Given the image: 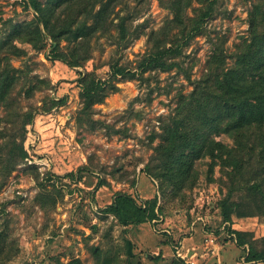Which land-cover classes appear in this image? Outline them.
I'll return each mask as SVG.
<instances>
[{"label":"rangeland","instance_id":"obj_1","mask_svg":"<svg viewBox=\"0 0 264 264\" xmlns=\"http://www.w3.org/2000/svg\"><path fill=\"white\" fill-rule=\"evenodd\" d=\"M165 1L119 0L89 36L85 46L90 55L77 66L46 57L50 38L41 50L17 40L15 53L0 47L14 66L31 69L28 77L35 74L49 81L25 99L20 77L15 91H21L23 109L40 105L47 96L65 98L49 111L28 113L30 120L10 134L4 147L13 169L0 188V264H264V259L245 258L250 247H264L261 196L240 185L252 182L248 168L238 171L205 155L195 161L194 182L179 193L170 187L162 191L159 180L144 170L152 146L160 140V126L179 94L187 93L191 80L206 70L215 46L222 47L227 64L234 62L248 33L254 0H214L212 13L201 19L208 1L190 0L185 7L188 27L196 25L200 32L180 52L167 51L181 68L114 77L117 88L93 105L96 122L81 111L85 79L109 78L110 64L116 61L134 69L155 43L181 41ZM123 14L124 35L119 27ZM34 15L28 0H0V39ZM74 42L61 39L60 45L69 49ZM211 136L233 144L227 134ZM71 171L73 177L67 174ZM98 180L102 184L95 186ZM119 192L141 205L152 197L155 217L129 225L119 222L107 210ZM224 197L238 204L223 215Z\"/></svg>","mask_w":264,"mask_h":264},{"label":"trees","instance_id":"obj_2","mask_svg":"<svg viewBox=\"0 0 264 264\" xmlns=\"http://www.w3.org/2000/svg\"><path fill=\"white\" fill-rule=\"evenodd\" d=\"M206 1L208 2L202 9L201 16L199 14L200 19L209 16L213 11L214 0ZM28 2L35 11L34 18L13 25L11 33L0 39V47H5L6 52L15 53L12 45L17 40L30 44L35 50H41L46 45V39L50 38L46 57L59 59L69 66H77L90 55V48L85 46L89 36L100 29L101 21L119 0ZM189 2L190 0H166L164 5L172 12L170 22L178 26L181 41L175 39L169 45H166L167 41L162 44L155 43L151 50L141 57L134 69L116 61L110 64L109 78L85 79L84 83H81V111L92 123L97 120L92 118L94 103L101 102L109 92L117 88L113 83L114 77H132L148 69L181 68L180 62L167 51L172 49L180 52L182 45L200 32L196 25L188 27L190 23L187 22L189 17L185 15V7ZM87 3L90 4L87 6ZM97 3L98 7L94 9ZM65 10L62 17L61 14ZM89 18H92L91 22L87 23ZM119 19L120 31L124 35L126 15H121ZM247 23L248 33L235 53L234 62L227 64L222 47L215 46L206 60V70L200 77L191 80L192 88L187 93L179 94L173 111L160 126V140L152 146V153L144 170L159 180L162 191L170 187L173 193H179L184 186L194 182V164L198 158L205 155L218 157L221 161L232 164L238 171L248 168V172L252 174V182H243L240 185L244 184L243 187L261 196L264 214V178L261 177L264 170V0L252 1ZM61 39L75 42L69 49H65L60 45ZM81 45H84V49L79 53ZM0 63L1 188L13 169L12 164L6 160L4 151L10 134L30 120L26 116L28 113L49 111L52 107L64 103L65 98L47 96L40 105L30 104L27 110L23 109L19 97L21 91H15L20 77L24 78L22 91L25 99L32 97L35 91L42 90L49 81L35 74L28 77L31 69L27 65L14 66L10 62V55L2 54L1 49ZM187 76L190 79L189 75ZM220 133L230 136L233 144L229 146L211 136ZM253 159L254 163H251ZM67 174L71 177L75 175L72 171ZM232 176L234 174H231ZM101 182L98 180L95 186H99ZM237 204H230L228 198L224 197L221 201L223 215L226 209ZM153 208L154 200H145L143 206L130 194L121 192L117 193L107 206V210L114 212L118 221L125 225L154 218L156 213ZM126 247L128 256H132L129 240L126 241ZM245 258L264 259V247L260 250L250 247ZM126 264L131 263L127 260Z\"/></svg>","mask_w":264,"mask_h":264},{"label":"crops","instance_id":"obj_3","mask_svg":"<svg viewBox=\"0 0 264 264\" xmlns=\"http://www.w3.org/2000/svg\"><path fill=\"white\" fill-rule=\"evenodd\" d=\"M152 198V197H151ZM151 198H148V200L150 199V200H152ZM147 200V199H146ZM145 205V201H144V204H143V206ZM147 205V204H146ZM153 210H154V212H156V209H155V206H154V208H153ZM153 219V218H152ZM149 219H146L145 221H148ZM144 222V221H143Z\"/></svg>","mask_w":264,"mask_h":264}]
</instances>
